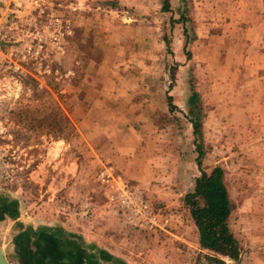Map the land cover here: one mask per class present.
Masks as SVG:
<instances>
[{"label": "rangeland", "instance_id": "374dc122", "mask_svg": "<svg viewBox=\"0 0 264 264\" xmlns=\"http://www.w3.org/2000/svg\"><path fill=\"white\" fill-rule=\"evenodd\" d=\"M74 1L80 5L72 13V34L61 41L55 65L49 63L39 74L29 68L24 74L0 72V156L13 170L9 179L0 178V197L20 201L30 213L39 207L55 212L61 200L46 193L51 169L37 164L42 146L65 132L76 140L64 112L70 102L93 92L86 87L95 78H110L117 80L119 92L128 88L134 112L145 110L147 156L159 161L162 176L170 171L178 178L183 172L198 177L189 120L200 122L201 169L223 170L233 206L228 225L239 256H264V69L232 68L238 54L228 45L232 32L245 25L260 21L264 32V0H167V11L161 10L163 0ZM84 29L88 36L81 35ZM192 94L195 102L189 104ZM186 188L185 193L191 190L188 182ZM80 193L103 207L94 180ZM183 195L174 193L169 198L174 204L166 208L155 193L146 198L155 209L179 215ZM170 226L171 221L167 233ZM191 228L189 243L179 248L187 259L203 256L207 264L204 256L211 254L199 249ZM243 264L255 262L248 258Z\"/></svg>", "mask_w": 264, "mask_h": 264}, {"label": "crops", "instance_id": "0c3cea01", "mask_svg": "<svg viewBox=\"0 0 264 264\" xmlns=\"http://www.w3.org/2000/svg\"><path fill=\"white\" fill-rule=\"evenodd\" d=\"M259 22L232 32L233 40L228 43L232 48L228 49L238 54L232 57V68L241 66L257 73L264 69V32L260 34ZM87 34L85 29L81 33ZM114 85H118L117 80L110 78L91 81L86 88L93 92L88 90L76 98V103L70 102L73 106L64 112L71 123L68 130L73 129L76 140L65 132L49 141L47 147L42 146L44 155L37 164L47 163L51 169L48 198L75 201L94 180L96 170L111 165L116 177L141 190L145 197L154 198L155 193L164 206L173 205L169 198L174 193L181 197L187 182L191 188L194 179L184 172L179 178L170 171L160 175L159 161L147 156L145 110L134 112L128 88L119 92ZM170 179L172 184L160 186L161 181ZM25 210L20 201L0 197V248L9 264H205L203 256L187 259L179 248L189 243L186 231L192 229L183 208L179 215L176 210H165L172 218L163 236L128 229L104 205H97L95 216L87 223L41 207L31 213ZM248 258L264 264V256H239L236 264Z\"/></svg>", "mask_w": 264, "mask_h": 264}, {"label": "built area", "instance_id": "2783aa9c", "mask_svg": "<svg viewBox=\"0 0 264 264\" xmlns=\"http://www.w3.org/2000/svg\"><path fill=\"white\" fill-rule=\"evenodd\" d=\"M78 5L74 0H0V72L11 69L24 74L29 68L39 74L41 68H48L55 54L63 51L61 41L71 37L72 13ZM12 175L0 156V178ZM94 180L103 205L127 228L167 233L172 215L155 209L141 190L116 177L110 166H101ZM96 210L94 198L82 194L77 202H60L55 213L89 222Z\"/></svg>", "mask_w": 264, "mask_h": 264}, {"label": "trees", "instance_id": "16d2710c", "mask_svg": "<svg viewBox=\"0 0 264 264\" xmlns=\"http://www.w3.org/2000/svg\"><path fill=\"white\" fill-rule=\"evenodd\" d=\"M168 1L163 0L161 10H168ZM166 48L167 41L163 40ZM170 98L167 97L168 105ZM195 102V94L189 100ZM193 115V111H189ZM191 134L194 137V164L199 173L193 181V187L182 197V206L187 211L195 230L197 244L200 250L211 255L204 256L207 264H225L223 258L235 263L239 259L240 245L228 225L230 213L233 210L228 192L223 181V170L219 166L208 172L201 169L204 152L200 139V122L189 120Z\"/></svg>", "mask_w": 264, "mask_h": 264}, {"label": "water", "instance_id": "95a60500", "mask_svg": "<svg viewBox=\"0 0 264 264\" xmlns=\"http://www.w3.org/2000/svg\"><path fill=\"white\" fill-rule=\"evenodd\" d=\"M0 264H8V262L4 258L3 251L1 248H0Z\"/></svg>", "mask_w": 264, "mask_h": 264}, {"label": "flooded vegetation", "instance_id": "af4514ba", "mask_svg": "<svg viewBox=\"0 0 264 264\" xmlns=\"http://www.w3.org/2000/svg\"><path fill=\"white\" fill-rule=\"evenodd\" d=\"M4 255V254H3ZM4 258H5V256H4ZM6 259V258H5ZM7 261V260H6ZM8 262V261H7ZM8 264H9V262H8Z\"/></svg>", "mask_w": 264, "mask_h": 264}]
</instances>
